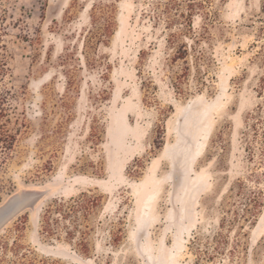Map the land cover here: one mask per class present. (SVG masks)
I'll return each mask as SVG.
<instances>
[{"label":"rangeland","instance_id":"obj_1","mask_svg":"<svg viewBox=\"0 0 264 264\" xmlns=\"http://www.w3.org/2000/svg\"><path fill=\"white\" fill-rule=\"evenodd\" d=\"M160 1L1 2L18 99L0 208L25 202L0 264L15 243L22 264H264V0H207L212 82L196 91L192 73L187 96L167 59L192 42H168L180 26L157 19ZM99 3L115 26L91 44ZM83 192L102 198L86 247L45 234L48 206Z\"/></svg>","mask_w":264,"mask_h":264},{"label":"trees","instance_id":"obj_2","mask_svg":"<svg viewBox=\"0 0 264 264\" xmlns=\"http://www.w3.org/2000/svg\"><path fill=\"white\" fill-rule=\"evenodd\" d=\"M1 2L3 0H0V5ZM210 2L207 0H190L188 2L162 0L157 8L156 16L158 20L166 19L167 25L180 26L177 33L169 35L168 42L172 46L179 43L182 38L192 42L191 44L188 42L181 44L177 49V53L167 59V66L170 69L167 77L170 80L171 87L180 96L188 95L189 88L187 86H189L192 73L195 74L196 91L209 87L212 82L209 70L213 65V59L208 55L205 46L211 40L210 29L214 25L213 19L215 20L216 18V14H213V17L212 12L207 10L206 6ZM0 11L7 12L2 9ZM196 11H201L205 22L199 31H196L194 27ZM94 15L93 18L97 23L104 19V24L92 33L93 37L89 40L91 44L94 41L105 42L111 36L115 26V4L99 3L95 5ZM3 17L2 25H0V167L5 163L16 141V137L10 131L8 124L13 112L14 101L18 99V95L15 93L16 87L11 82L13 76L10 67L11 56L8 42L6 41L8 30L6 24H4L5 22L3 23L6 16ZM180 61L182 62L181 66H179L178 70H175L177 63ZM7 79L10 80L9 85L11 86L6 83ZM101 204V196L88 192H83L69 199H58L48 206L44 212L43 232L50 237H58L61 232H64L73 241L79 235L81 238L79 245L86 247V237L91 230L88 222ZM15 245V248L11 249L10 252H13L17 260H6L9 253V246H6L5 256L2 257L1 263H23L19 257V250L23 248V245L20 243H15Z\"/></svg>","mask_w":264,"mask_h":264},{"label":"water","instance_id":"obj_3","mask_svg":"<svg viewBox=\"0 0 264 264\" xmlns=\"http://www.w3.org/2000/svg\"><path fill=\"white\" fill-rule=\"evenodd\" d=\"M24 202L25 199L17 198L0 208V230L18 214Z\"/></svg>","mask_w":264,"mask_h":264}]
</instances>
